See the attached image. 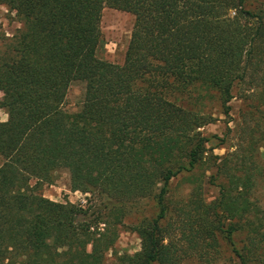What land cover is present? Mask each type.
I'll use <instances>...</instances> for the list:
<instances>
[{"label":"trees","instance_id":"obj_1","mask_svg":"<svg viewBox=\"0 0 264 264\" xmlns=\"http://www.w3.org/2000/svg\"><path fill=\"white\" fill-rule=\"evenodd\" d=\"M105 1L0 0L21 23L0 47V264H108L148 198L158 214L131 225L141 249L120 264H264V0H109L135 17L123 64L98 55ZM236 88L238 143L215 155L200 128L213 103L231 117ZM61 169L95 208L44 196Z\"/></svg>","mask_w":264,"mask_h":264},{"label":"rangeland","instance_id":"obj_2","mask_svg":"<svg viewBox=\"0 0 264 264\" xmlns=\"http://www.w3.org/2000/svg\"><path fill=\"white\" fill-rule=\"evenodd\" d=\"M135 17L132 13L114 8L110 5L109 0L105 1L101 20V30L103 34V46L100 48L98 55L107 61L123 64L125 61L126 51L131 39ZM21 27V23L15 17L9 7L0 3V47L4 44V39L13 36L16 30ZM85 85L82 82H75L71 85L64 104V108L69 112L77 111L83 101ZM243 90L236 88L235 97L231 101V117L220 113L216 104L210 105L209 112L214 113L215 120L200 128V131L210 138L208 147H214L215 155H225L236 149L238 143V130L242 121V115L246 109L242 98ZM176 96L182 97L179 94ZM8 114L4 108H0V120L6 121ZM256 159L259 164L264 165V141L260 142L256 151ZM4 159L0 155V166ZM171 187L173 189L174 200L183 199L188 193V185L182 182L180 178L173 180ZM205 196L207 201H213L218 196V187L205 180L204 184ZM41 192L44 196L53 201L81 204L86 208H95L96 200L92 198L90 193L81 191H73L70 184V174L68 170L61 169L57 173V179L52 184H44ZM159 208L154 199H143L138 203H134L131 213L125 219V227L121 230L119 239L113 249L107 253L108 264H120V257L125 254L133 255L141 249V239L139 235L131 228L132 224L144 217H155ZM223 252L228 254L227 245L223 244ZM193 264V263H189ZM219 264H225L221 262Z\"/></svg>","mask_w":264,"mask_h":264}]
</instances>
